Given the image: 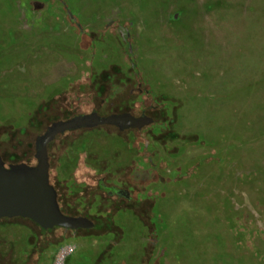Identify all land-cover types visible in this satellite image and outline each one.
Instances as JSON below:
<instances>
[{
    "label": "flooded vegetation",
    "instance_id": "af4514ba",
    "mask_svg": "<svg viewBox=\"0 0 264 264\" xmlns=\"http://www.w3.org/2000/svg\"><path fill=\"white\" fill-rule=\"evenodd\" d=\"M196 1L0 0V162L33 170L45 155L60 212L93 223L2 216L0 264H264V192L252 203L264 183L206 167L199 131L180 128L184 101L157 103L158 87L187 82L166 62ZM183 204L229 226L230 240L222 228L197 236Z\"/></svg>",
    "mask_w": 264,
    "mask_h": 264
},
{
    "label": "rangeland",
    "instance_id": "374dc122",
    "mask_svg": "<svg viewBox=\"0 0 264 264\" xmlns=\"http://www.w3.org/2000/svg\"><path fill=\"white\" fill-rule=\"evenodd\" d=\"M196 3L198 7L196 6L195 9H192L187 14L185 18L186 23L174 28L175 33L179 35L181 41L172 49L173 56L177 59L173 60V64L171 62L170 67H168V62H166L167 71L169 70L170 72L171 70V74L169 75L174 78L172 80L179 82L180 79H185L187 82L181 89H165L161 91L163 89L158 87L159 95L157 103L160 106L169 107V99L184 101L185 104L181 109L182 125L180 128L184 131L197 130L201 134L200 140H207L206 147L198 151L204 152L203 156L201 155L204 164L220 169L221 173L227 170L231 171L235 163L233 155L246 153L251 155L249 162L256 163L254 161H259L263 170L264 114H261L254 123L250 121L251 117L249 115L244 118L236 115V93L241 89L248 90L244 86L243 79H240V71L235 69L237 54L234 52V33L228 32L227 34H223L221 38L219 34L221 33L220 27H226L224 24L227 21L229 23L232 22L231 24L233 25L234 22L239 20L237 26L238 33L246 28L247 21L242 19L236 10L226 8L225 1L197 0ZM202 20H204L205 25L202 26L204 33L201 34L200 32H196L195 25L196 22ZM260 22L264 26V22L262 20ZM258 38L263 41L264 33L259 34ZM196 67L199 68L198 70H201V74L197 75V78L195 77V81H192L189 78V73ZM261 78H264V71L261 74ZM169 85L172 86L174 84L170 83ZM260 97L261 101H263L264 92ZM256 104L252 102L246 106L252 108ZM250 122L251 124L248 125ZM209 151H213L212 157L209 161H205L209 158V156H205V153ZM256 171L258 172L257 167L247 173L253 175L256 174ZM221 181H223L222 178L217 180V182ZM255 183L263 184L264 177H261ZM253 189L256 191L258 188L254 185ZM260 192L261 195L259 194L256 198L258 201L256 203H254L255 201L252 202L255 207L262 205V193L264 191L261 190ZM238 199L240 198L238 197ZM240 200L239 204H242ZM205 207L207 210L213 211V208L208 204ZM184 210L197 213L190 221L193 231L197 236L208 237L213 236V234L217 235L219 229L223 226L222 222L204 215L205 212H202L195 206L183 204L180 206V212ZM256 210L259 213L262 212L259 209ZM179 226L180 228L176 225L173 227L171 235L174 240L179 237V229H182V225ZM228 229L229 226L223 227L219 234L230 240ZM213 241L216 243L214 239ZM196 244L207 245L202 242H196ZM229 244H232V242H229ZM63 256L64 251L60 254L59 262Z\"/></svg>",
    "mask_w": 264,
    "mask_h": 264
},
{
    "label": "trees",
    "instance_id": "16d2710c",
    "mask_svg": "<svg viewBox=\"0 0 264 264\" xmlns=\"http://www.w3.org/2000/svg\"><path fill=\"white\" fill-rule=\"evenodd\" d=\"M226 2V8L236 10L239 12L240 17L247 21V26L242 32H237L238 21L234 22L232 25L227 21L224 25L226 27H220L222 37L223 34L228 32L234 33V52L237 54L235 69L240 71V79H243L244 86L247 87L248 91L241 89L236 93L237 98V107L236 115L251 117V122L254 123L255 120L259 118L261 114H264V100L261 101V95L264 92V78H261V74L264 71V40L261 41L258 38V35L262 32L264 33V26L260 24L261 20L264 22V0H222ZM263 14V15H262ZM233 27V28H228ZM228 43V42H227ZM249 62V63H248ZM262 80V86H261ZM250 86V87H248ZM249 88V89H248ZM257 103L253 105L252 108H249L248 104ZM261 102V103H260ZM246 103V104H244ZM251 122L248 124L250 125ZM250 128V127H247ZM177 134H180L177 131ZM201 135V134H199ZM206 139L202 141L203 147H206ZM264 147V144H262ZM250 146V145H249ZM213 151L205 153V156H209L205 161H209L212 157ZM234 167L237 169L239 175L238 181L250 180L257 182L261 177H264V168L262 170L260 162L254 161L256 163H250L249 160L251 155L246 153H237L233 155ZM206 167H210L207 164ZM257 167L258 172L256 174L249 175L247 172L253 170ZM264 167V166H262ZM216 172H221L219 169L215 168ZM260 177V178H259ZM203 208L208 213H212L211 210H207L203 205ZM97 221L99 228L107 230V233H110L109 226L112 223L110 218H100ZM105 232V233H106ZM62 233V232H61ZM66 241V240H65ZM66 242L60 244V247L64 246Z\"/></svg>",
    "mask_w": 264,
    "mask_h": 264
},
{
    "label": "water",
    "instance_id": "95a60500",
    "mask_svg": "<svg viewBox=\"0 0 264 264\" xmlns=\"http://www.w3.org/2000/svg\"><path fill=\"white\" fill-rule=\"evenodd\" d=\"M17 214L34 219L46 229L93 226L85 219L68 218L60 212L54 190L48 183L45 155L33 170L7 171L0 162V217Z\"/></svg>",
    "mask_w": 264,
    "mask_h": 264
},
{
    "label": "crops",
    "instance_id": "0c3cea01",
    "mask_svg": "<svg viewBox=\"0 0 264 264\" xmlns=\"http://www.w3.org/2000/svg\"><path fill=\"white\" fill-rule=\"evenodd\" d=\"M182 250H179V251H176L175 253H174V260H180L182 257V255H183V253L181 252ZM180 253V254H179ZM181 257V258H180Z\"/></svg>",
    "mask_w": 264,
    "mask_h": 264
}]
</instances>
